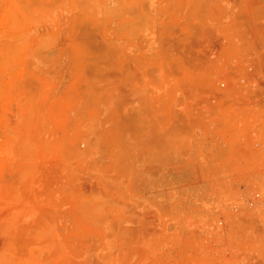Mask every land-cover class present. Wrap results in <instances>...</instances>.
<instances>
[{"label":"rangeland","instance_id":"374dc122","mask_svg":"<svg viewBox=\"0 0 264 264\" xmlns=\"http://www.w3.org/2000/svg\"><path fill=\"white\" fill-rule=\"evenodd\" d=\"M0 264H264V0H0Z\"/></svg>","mask_w":264,"mask_h":264}]
</instances>
